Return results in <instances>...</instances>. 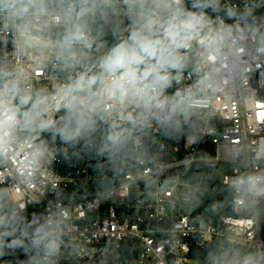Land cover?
Listing matches in <instances>:
<instances>
[{"label":"built area","instance_id":"obj_1","mask_svg":"<svg viewBox=\"0 0 264 264\" xmlns=\"http://www.w3.org/2000/svg\"><path fill=\"white\" fill-rule=\"evenodd\" d=\"M251 17L228 19L211 13L210 27L223 25L221 58L193 59L181 85L211 74V90L198 98L192 128L166 137L153 129L129 144L113 167L94 151H61L58 143L38 166L19 157L0 162V194L28 220L63 221L57 264H211L222 250L264 248L259 203L234 190L239 177L264 173V0H221ZM219 17V19H218ZM32 39L17 22L0 18V60L21 66L37 88L51 90L63 79L41 47L42 30ZM105 36L96 45H111ZM48 139L51 145L50 138ZM216 169L232 191V213L208 223L194 213L202 188L188 169ZM5 264H23L20 252L3 256Z\"/></svg>","mask_w":264,"mask_h":264},{"label":"clouds","instance_id":"obj_2","mask_svg":"<svg viewBox=\"0 0 264 264\" xmlns=\"http://www.w3.org/2000/svg\"><path fill=\"white\" fill-rule=\"evenodd\" d=\"M259 6L240 12L221 0H0V18L19 22L29 40L33 29L45 33L41 47L63 76L51 90L37 88L24 68L0 60V162L19 157L36 167L58 143L61 151H94L115 168L135 137L192 128L211 74L169 89L181 85L194 58H221L225 27L211 28L209 12L243 20ZM108 35L114 42L97 47ZM233 187L264 199V173L239 177ZM4 201L0 194V257L20 252L23 264H57L63 221L28 220ZM211 264H264V248L225 249Z\"/></svg>","mask_w":264,"mask_h":264},{"label":"trees","instance_id":"obj_3","mask_svg":"<svg viewBox=\"0 0 264 264\" xmlns=\"http://www.w3.org/2000/svg\"><path fill=\"white\" fill-rule=\"evenodd\" d=\"M259 97L264 101V90L260 92ZM188 172L193 175L189 179L194 183H199L202 188L198 205L193 209L194 213L201 215L208 223L214 222L220 216L232 213L230 205L232 191L220 184L216 169L205 170L201 164H195L188 169ZM258 215L261 236L264 239V201L259 203ZM3 260V256L0 257V264H5Z\"/></svg>","mask_w":264,"mask_h":264}]
</instances>
